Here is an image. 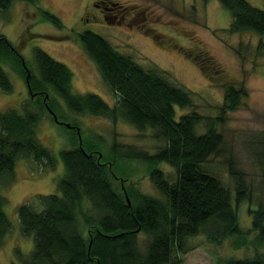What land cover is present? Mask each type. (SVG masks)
Listing matches in <instances>:
<instances>
[{"label":"trees","instance_id":"16d2710c","mask_svg":"<svg viewBox=\"0 0 264 264\" xmlns=\"http://www.w3.org/2000/svg\"><path fill=\"white\" fill-rule=\"evenodd\" d=\"M15 1L0 0V10H8ZM219 2L231 12L229 32L264 35V8L247 0ZM104 4L113 9L120 7L115 1L105 0ZM42 15L62 26L54 13L42 10ZM79 38L114 92L115 105L95 93H75L71 68L38 47L33 51L35 71L7 37L0 34V59L13 61V68L25 79L34 100L31 109L40 108V111L10 108L0 112V242L12 229L2 187L15 181L17 161L25 159L49 169L56 167V158L39 139L37 127L44 109L51 114L54 111L58 121L53 114L52 120L68 127L61 120L65 116L59 100L62 99L74 113L102 116L114 124L122 120L142 132L151 128L159 144L150 153L114 140L103 151L106 142L99 136V143L86 148L79 123H69L73 148L61 152L66 172L57 182V191L36 195L35 201L24 202L17 209L21 234L34 237L29 254L17 250L22 264H184L182 255L194 249L191 239L200 235L213 244L237 237L235 245L244 246L246 237L237 204L250 199L251 188L234 160L229 163L230 175L236 181L234 189L205 165L219 155L225 144L220 127L230 112L243 106L247 89L225 84L224 100L216 106V114H201L192 92L174 83L164 70L143 67L92 30L81 32ZM263 45L261 40L258 51ZM178 49L212 77L211 69L216 63L210 55L182 45ZM27 68L31 74L29 81ZM0 91H13L12 81L1 63ZM176 106L193 110L177 119ZM124 161L145 164L159 195L142 192L139 185H124V191H119L112 175L114 166L124 165ZM255 161L264 182V149L255 153ZM163 164L170 169L162 167ZM249 213L250 231L256 232L257 244L263 245L264 205L260 203L256 209L250 206ZM220 263L264 264V252L244 258L230 256Z\"/></svg>","mask_w":264,"mask_h":264},{"label":"rangeland","instance_id":"374dc122","mask_svg":"<svg viewBox=\"0 0 264 264\" xmlns=\"http://www.w3.org/2000/svg\"><path fill=\"white\" fill-rule=\"evenodd\" d=\"M94 1L40 0L39 3H27L17 0L8 10H0V34L7 37L35 71L33 51L38 47L71 68L75 93L98 94L112 106L116 103V96L80 41L79 34L85 30L106 37L116 49L132 56L143 67H158L167 72L174 83L192 92L193 102L201 114H216V106L224 100L225 84L244 86L247 96L243 99V106L230 112L220 127L225 144L219 155L211 158L205 166L220 175L232 189L236 181L230 175L229 163L234 160L235 167L243 172L244 181L251 188V200L237 204V210L246 241L240 247L235 245L237 237L213 244L200 235L191 239L195 247L182 255V259L184 264H221L222 259L230 256L244 258L264 252V244H257L256 232L250 231L252 216L249 213L250 206L256 209L260 203L264 205V182L260 166L255 161V153L264 149V45L258 51L264 35L229 32L232 15L219 0H109L118 3V9L107 7L99 0L100 7H96ZM247 1L264 8V0ZM42 10L57 15L62 26L44 19ZM103 10L111 15L117 14L116 18L108 21ZM120 15L124 19H118ZM178 45L210 55L216 63L211 69L212 77L205 75L193 59L178 49ZM0 63L13 84L12 92L0 91V112L10 108L21 112L26 109L40 111V108L31 109L34 100L25 79L13 68V61L0 59ZM51 92L56 95L53 90ZM59 100L65 115L61 116L62 122L79 123L86 148L99 143V136H102L106 142L103 151L114 140L136 145L150 153L156 151L159 143L153 138L151 128L142 132L122 120L114 124L102 116L74 113L62 99ZM175 109L177 119L193 110L179 106ZM50 115L43 110L37 135L54 154L55 169L20 159L15 166V181L2 187L7 198L5 211L12 229L0 242V264H22L17 250L27 255L34 247V237L21 234L18 207L24 202L35 201L36 195L56 192L57 182L66 172L61 152L73 148L72 129L53 121ZM161 166L170 169L165 164ZM113 171V183L119 191H124V185H139L142 192L159 195L150 180L147 166L142 162H125L114 166Z\"/></svg>","mask_w":264,"mask_h":264},{"label":"flooded vegetation","instance_id":"af4514ba","mask_svg":"<svg viewBox=\"0 0 264 264\" xmlns=\"http://www.w3.org/2000/svg\"><path fill=\"white\" fill-rule=\"evenodd\" d=\"M102 4H104V2H105V0H99ZM98 1L97 0H95L94 1V5L96 6V7H100V4H98L97 3ZM106 10H108L107 8H106ZM110 12H108V11H105V10H103L102 11V14L105 16V18L108 20V21H112V20H114V18H116V16H117V14H113V15H111V14H109ZM122 18V19H124V16H118V19L119 18ZM113 18V19H112ZM85 19H87L88 20V18H85ZM117 21V20H116ZM130 26H131V24H130Z\"/></svg>","mask_w":264,"mask_h":264},{"label":"water","instance_id":"95a60500","mask_svg":"<svg viewBox=\"0 0 264 264\" xmlns=\"http://www.w3.org/2000/svg\"><path fill=\"white\" fill-rule=\"evenodd\" d=\"M27 71H28L27 81H29V77H30L31 74H30V71H29L28 68H27ZM51 112H52V114H53L55 120L58 121V116L54 113V111L51 110ZM66 125H67L68 127H71V124H69V123H67ZM125 192H126V191H125ZM126 199H127L128 204L130 205V204H131V201H130V198H129V196L127 195V193H126Z\"/></svg>","mask_w":264,"mask_h":264}]
</instances>
